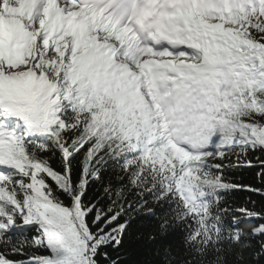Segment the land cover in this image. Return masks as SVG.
Returning <instances> with one entry per match:
<instances>
[{"label": "trees", "instance_id": "trees-1", "mask_svg": "<svg viewBox=\"0 0 264 264\" xmlns=\"http://www.w3.org/2000/svg\"><path fill=\"white\" fill-rule=\"evenodd\" d=\"M206 24L264 50V13ZM38 72L58 79L65 127L41 125L33 137L6 129L5 161L23 171L0 172V264L50 258L38 228L22 220L31 185L41 191L36 203L82 216L89 264H264V69L254 88L239 81L222 99L219 89L218 150L205 143L206 156L187 173L145 156L139 126L111 99L95 98L79 68ZM150 119L161 125L156 112ZM244 135L262 145L244 143Z\"/></svg>", "mask_w": 264, "mask_h": 264}, {"label": "rangeland", "instance_id": "rangeland-1", "mask_svg": "<svg viewBox=\"0 0 264 264\" xmlns=\"http://www.w3.org/2000/svg\"><path fill=\"white\" fill-rule=\"evenodd\" d=\"M29 2L30 0L0 1L8 18L13 16L12 19H18L26 14L33 17L32 24L26 26L27 29L19 22L20 32L15 36L16 45L0 30V163H5L4 147L8 141L6 129L10 125L18 128L25 137L40 136L41 125L49 127L59 124V127H65L63 123H59L57 111L61 101L51 97V88L59 90L58 79L50 80V76L39 75L38 70L42 67L81 66L82 75L91 82L94 96H114L117 108L128 122L142 118L137 116V110H141L142 116L146 117L138 125L145 156L184 173L189 171L191 163L206 156L203 144L207 134L212 137L215 128L211 121L215 119L219 109L213 99L222 95L219 89L227 92L222 99L229 92L237 90L239 81L244 80L246 86L254 88L258 84L252 76L264 69L261 63L264 51L258 52L242 46L233 35L213 33L205 24L200 26L192 19L178 25V28L172 26L170 31H166L168 26H165L160 32H166L172 42V50L163 57L152 58L153 62L163 64L159 68H164L169 77L164 81L165 86L162 84L160 89H168L169 95L161 99L167 108V116L162 119L164 125L158 127L151 124L149 118L152 108L156 107L153 103L155 95L148 98L145 93L146 83L138 76L134 79L129 77L139 72L142 60L130 52L120 33H114L87 17L82 29L59 24L52 31V26L45 17L46 11H42L41 6L40 10L30 7ZM62 3L67 4L66 11L75 9L67 0H62L59 5ZM51 8L54 9V5ZM227 9L240 18L247 12L264 13V0H225L223 12L216 11V16L228 17L224 14ZM20 10L24 13H18ZM5 30L8 32V28L5 27ZM21 42L24 44H19ZM59 43H62L60 48ZM83 45H89L91 51H95V56L92 57L91 53L88 56H76ZM30 46L35 52L25 60L26 49ZM65 47L68 49L65 50ZM35 53L38 58H35ZM176 57L179 59L176 66L167 70L164 64L171 60L174 62ZM209 63L216 66L217 70H208ZM111 66L115 76L110 74L106 80L100 72H96L100 67L106 73V69ZM234 70L237 71L236 74ZM100 77L103 80L100 81ZM259 86L264 88V83ZM245 90L249 89L245 87ZM32 95H38L39 101H33ZM158 96L160 97L159 94ZM217 106L220 107L221 104ZM242 140L244 143L248 142ZM12 169L19 173L23 171L18 166ZM35 195L41 196V191L34 185L25 189L22 196V220L27 225L38 228V243L49 249L50 258L44 260V263L89 264L86 246L89 236L82 224V216L75 213L72 218L69 211L54 205L44 206L42 201L36 203ZM8 226L11 227V223Z\"/></svg>", "mask_w": 264, "mask_h": 264}, {"label": "bare ground", "instance_id": "bare-ground-1", "mask_svg": "<svg viewBox=\"0 0 264 264\" xmlns=\"http://www.w3.org/2000/svg\"><path fill=\"white\" fill-rule=\"evenodd\" d=\"M32 1L33 0H30L29 2V5H32ZM54 1H59V0H36V3H37V6H39L42 2H44L45 6H50L51 4H53ZM149 7L150 8H160L162 11H167V10H170L173 11L178 5H179V0H166V1H162V0H152L151 2H149ZM63 6V5H62ZM62 6H58V8L56 7V12L61 9ZM63 9L66 8V6H63L62 7ZM1 5H0V12H1ZM52 9L48 8L47 12H51ZM55 12V13H56ZM81 16L82 15H78L77 16V13H70V15H59V14H55L54 15V12H53V18H51L49 20V24L52 26V30L54 28H56L58 22H63V23H66V24H72L74 18H77L78 19V22L80 21V23L82 22L81 21ZM79 17V18H78ZM80 23L78 24H75L77 25L78 27H80ZM1 27V26H0ZM6 28H8V32H6V30L3 32V34L7 35L8 37H11V42L15 41V36L19 33V27H16V23L14 21H6ZM209 67L211 68V70H217V67L214 66V65H210L209 64ZM33 96V95H32ZM32 100L35 101V102H38L39 101V96L38 95H34L32 97Z\"/></svg>", "mask_w": 264, "mask_h": 264}]
</instances>
